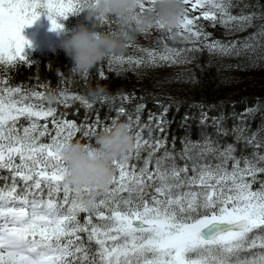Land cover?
<instances>
[{"label": "snow or ice", "instance_id": "6c2138e0", "mask_svg": "<svg viewBox=\"0 0 264 264\" xmlns=\"http://www.w3.org/2000/svg\"><path fill=\"white\" fill-rule=\"evenodd\" d=\"M185 3L175 23L166 26L159 21L136 32L147 34L155 26L166 29L172 39L191 41L190 46L164 43L160 50L146 48L136 44L134 36L126 47L131 45L142 55L112 52L105 57L108 66L188 62L190 53L199 49L196 41L211 35L189 14L192 8L199 7L200 15L213 23L219 19L239 29L250 25L253 17L264 15L243 10L233 15V0ZM84 5L85 0H0V66L10 67L18 61L32 64L24 51L31 42L22 29L41 13L48 15L52 28L61 29L57 17H67ZM96 19L104 31L117 32L123 23L115 13ZM124 31L127 35L130 29ZM205 46L210 52L233 54H239L241 47L260 49L255 57L259 59L264 54V25L241 46L219 40L206 41ZM79 70L82 77L88 76L89 68ZM99 75L104 77V71ZM174 79H180L179 74ZM56 97L64 105L79 100L87 109L94 103L67 88ZM102 99H108L104 91ZM156 103L162 108L156 120L161 134L141 124L144 104H136L127 117L131 130L139 128L134 146L112 159L109 186L94 191L92 185L77 188L66 180L61 146L82 134L92 148L98 133L110 129L117 118L101 125L98 114L95 122L86 114L85 122L78 123L62 111L58 114L46 90L13 86L7 77L0 79V169L9 170L0 185V264H264V126L249 131L241 115V123L231 129L235 141L224 143L220 137L229 129L220 117H212L215 137L202 132L201 139L192 140L186 135L177 150L175 137L169 146L165 131L169 105ZM201 107L200 120L205 122L208 114ZM124 111L123 106L117 109ZM153 115L150 111V121ZM45 136L50 138L47 143L42 140ZM241 141L243 148L238 150ZM249 147L252 151H247ZM145 150L148 155L142 156ZM133 157L142 163H132Z\"/></svg>", "mask_w": 264, "mask_h": 264}, {"label": "trees", "instance_id": "16d2710c", "mask_svg": "<svg viewBox=\"0 0 264 264\" xmlns=\"http://www.w3.org/2000/svg\"><path fill=\"white\" fill-rule=\"evenodd\" d=\"M230 9L233 15L245 13H264V0H233ZM245 5H247L245 7ZM88 9L74 11L67 17H57L63 24V28L52 34L51 20L46 13L41 15L32 23L34 31L29 35L25 54L32 61L29 65L26 61H18L13 66H0V79L8 78L10 84H23L25 87L35 86L36 89L47 91L55 90L56 95L61 89L85 94L94 103L87 109L79 100H73L64 105L58 100H51L52 106L59 112H64L66 118L74 119L78 123L85 122V115L90 121L95 122L97 114L101 125L112 123L111 117L116 121H126L135 110V105L143 103L144 107L140 113L141 124L153 129L155 135H160L156 120L162 111L157 101H163L169 105L165 114L168 121L165 131L169 146L175 137L177 150L183 147L182 138L186 135L192 140L201 139V133H210L213 137L217 135L215 122L212 117H220V123L229 129L227 135H221V142H234L235 136L231 132L234 125L241 123L240 116H244L243 123L249 125V131H254L264 126V54L255 59L260 49L240 48L239 54L210 52L205 46L206 41L219 40L223 43L236 41L238 46L245 43V38L251 33L257 32L264 25V15L253 17L250 25L243 29L232 26V22L222 24L219 19L213 23L208 18L195 13L197 22L203 25V30L211 35L196 41L199 49L190 53V59L186 63H161L156 66H136L133 68L127 64L109 67L107 59L99 61L89 68L87 77H82L80 70L75 67L74 59L67 55L65 49L54 46L52 37L65 36L72 25L76 29L81 23L91 25L94 17L88 18ZM219 13L217 16L219 17ZM103 28V25H99ZM47 31L51 33H47ZM164 40L159 45L143 42V34L135 32V43L146 48H163L164 43L173 47H188L191 41H182L180 37L172 39L166 29H161ZM46 34H49L47 36ZM51 36V37H50ZM156 43V42H154ZM125 55H142L133 46H128L120 51ZM5 68L7 70L5 71ZM76 69L75 71L73 69ZM105 75L101 77L100 71ZM179 74L180 79H174ZM192 77V79H186ZM103 88L108 99H94L90 93L94 89ZM127 93L124 97L122 94ZM123 106L125 111L118 113L117 109ZM207 112L208 119L201 122L200 113ZM255 107L256 110L249 113L245 109ZM153 118L149 120V112ZM109 119H105V118ZM134 118V117H133ZM23 119V118H22ZM138 127L131 130L134 133ZM147 138L148 129H144ZM77 136H83L82 134ZM84 139H86L84 137ZM77 140V139H76ZM87 140V139H86ZM238 150L243 148V142L237 143ZM247 151H252L249 147ZM147 150L142 156H147ZM133 163L137 162L133 157ZM182 162V161H181ZM47 189L45 188V192ZM47 198V197H45ZM87 234H84L86 240ZM95 248V241L92 242Z\"/></svg>", "mask_w": 264, "mask_h": 264}, {"label": "clouds", "instance_id": "9594fccd", "mask_svg": "<svg viewBox=\"0 0 264 264\" xmlns=\"http://www.w3.org/2000/svg\"><path fill=\"white\" fill-rule=\"evenodd\" d=\"M141 3L146 7L141 9ZM185 0H85L88 18H95L92 24L81 23L70 35L62 40L67 55L75 61L78 69L90 68L103 60L109 53L120 52L126 42L139 28L163 21L165 25L175 23L184 13ZM115 13L123 23L117 32L104 31L99 27L97 17ZM139 21L137 24L136 21ZM125 28L130 31L125 34ZM103 88L94 89L90 95L102 98ZM55 100L56 92H49ZM96 144L89 148L86 143L72 139L61 146L66 162V180L74 187L89 184L94 191H102L110 184L111 161L124 155L134 146V136L128 122L118 121L110 129L100 131Z\"/></svg>", "mask_w": 264, "mask_h": 264}, {"label": "rangeland", "instance_id": "374dc122", "mask_svg": "<svg viewBox=\"0 0 264 264\" xmlns=\"http://www.w3.org/2000/svg\"><path fill=\"white\" fill-rule=\"evenodd\" d=\"M198 11H201V9L199 7L192 8V9H190L189 14L194 16L195 13ZM161 33H162L161 29L153 26L149 33H147V34L139 33V34H143V42L152 44V43L158 42L162 39Z\"/></svg>", "mask_w": 264, "mask_h": 264}]
</instances>
